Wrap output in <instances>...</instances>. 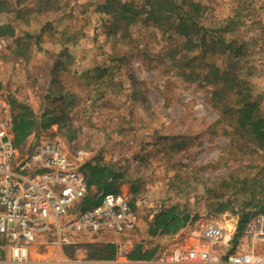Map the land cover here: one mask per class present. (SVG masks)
Wrapping results in <instances>:
<instances>
[{
    "label": "rangeland",
    "instance_id": "374dc122",
    "mask_svg": "<svg viewBox=\"0 0 264 264\" xmlns=\"http://www.w3.org/2000/svg\"><path fill=\"white\" fill-rule=\"evenodd\" d=\"M0 1L9 8L0 12V22L12 23L22 37L0 38V94L37 114L60 105L53 101L59 95L70 96L66 120L28 143L58 136L74 159H81V150L88 153L84 163L100 155L124 170L126 180L115 194L131 204L138 224L120 241L131 248L140 241L166 242L150 237L148 221L174 203L187 202L206 221L224 222L225 213L237 216L217 212L210 204L212 192L202 183L214 185L217 176L239 165L264 166V149L250 142L245 147L253 153L229 148L225 121L210 100L214 86L201 77L211 63L231 66L253 94H263L264 112V0H198L204 26L220 31L228 18L235 19L227 38L236 47L244 44V51L236 54L233 46L226 58L223 46L209 41L206 54L188 65L198 55L193 43L144 21L115 31L109 17L96 9L104 0ZM29 32L38 40L25 37ZM101 71L104 76L96 79ZM175 140L184 141L180 150L173 146ZM187 170L198 179L195 188L186 194L177 193L176 185L168 188Z\"/></svg>",
    "mask_w": 264,
    "mask_h": 264
},
{
    "label": "built area",
    "instance_id": "2783aa9c",
    "mask_svg": "<svg viewBox=\"0 0 264 264\" xmlns=\"http://www.w3.org/2000/svg\"><path fill=\"white\" fill-rule=\"evenodd\" d=\"M13 136L12 106L0 94V264H264L262 214L245 226L251 244L246 252L233 246L238 216L225 213L224 222L190 218L163 235L166 242L157 244L152 258H129L132 244L120 240L113 258L89 257L82 239L134 230V208L106 193L98 204L78 210L88 192L81 170L88 153L80 150L81 159H74L58 136L22 151Z\"/></svg>",
    "mask_w": 264,
    "mask_h": 264
},
{
    "label": "trees",
    "instance_id": "16d2710c",
    "mask_svg": "<svg viewBox=\"0 0 264 264\" xmlns=\"http://www.w3.org/2000/svg\"><path fill=\"white\" fill-rule=\"evenodd\" d=\"M17 2L19 3L20 0ZM201 7L202 4L198 0H141L140 3L135 0H104L96 5V9L101 14L109 17L110 26L113 25L115 31H122L138 21H144L164 32L182 36L185 44L193 43L198 48V55L189 58L185 62L186 65L195 57H203L206 54L209 41L215 45H222L221 52L226 58L231 54L233 46L236 48V54L239 51L243 52L244 44L236 47L233 39L227 38L229 28L237 23L235 19L228 18L226 26L222 25L220 31H216L215 28L204 26L199 20L203 15ZM2 11H9L4 1H0V12ZM15 36V27L12 23L0 22L1 38ZM25 37L28 39L34 37L38 40L39 36L26 33ZM21 38L16 36L15 40L20 41ZM230 68L232 67H221L211 63L205 73H202L201 78L214 86L210 100L212 105L221 112V117L225 121L224 135L229 137V148L237 147L244 152L253 153L252 149L245 147L247 142L258 149H264V112H260L263 94H253L251 86L242 74L237 71L232 72ZM191 69L194 70L192 67ZM102 75L103 71L94 77L98 79ZM211 76L213 78H210ZM57 98L53 101H60V105L46 107L39 114L27 105L18 108L16 102L8 100L13 110V141L20 150L32 149L39 141L37 143L34 141L36 144L32 141L30 144L29 139L34 136L38 138L52 125L66 120L64 113L70 96L63 93ZM232 114V118L228 117ZM183 144L184 141L175 140L173 146L177 151ZM252 163L239 165L217 176L214 185L208 186L205 182L202 183L208 188L206 190L212 192L213 199L210 204L217 212L231 211L237 214L236 237H240L245 225L253 216L264 215V166ZM81 170L87 180L88 192L77 205L78 210H85L98 204L106 193L120 192L121 183L126 180L124 170L115 163L103 160L100 155L83 163ZM182 175L177 174V178L168 183V188L176 185L177 193L186 194L195 188L198 179L190 170ZM193 212L187 202L165 206L148 221L147 232L150 236L173 234L185 226L190 218H198L197 213L194 212L195 215H193ZM84 246L91 258L115 256L116 245L113 243L88 242ZM157 251V244L145 245L144 241H140L129 250L128 257L131 259L152 258ZM67 253L71 254V251Z\"/></svg>",
    "mask_w": 264,
    "mask_h": 264
},
{
    "label": "crops",
    "instance_id": "0c3cea01",
    "mask_svg": "<svg viewBox=\"0 0 264 264\" xmlns=\"http://www.w3.org/2000/svg\"><path fill=\"white\" fill-rule=\"evenodd\" d=\"M30 33V32H29ZM30 34H32V33H30ZM1 38V37H0ZM3 38V37H2ZM54 127H56V126H54ZM122 234L121 233H116V232H111V231H107V232H105L104 234H102V235H99V236H97V237H95V238H84V239H82L83 241H85V242H99V243H113L114 245L115 244H117V242L121 239L120 238V236H121ZM124 235V234H123ZM153 240H162V239H164V238H166V237H168V236H163V235H158V236H150ZM157 240V241H158ZM84 242V243H85ZM234 242H236V243H234V250L235 251H239V252H246L247 251V249H248V237L247 236H243V237H239V241H237L236 239H235V241ZM249 242H250V240H249ZM136 243H138V242H136ZM135 243V244H136ZM157 244L159 243V242H156ZM244 243H246V245H244ZM154 245V244H153ZM247 248V249H246ZM243 249H246V250H243ZM68 251H71V255H72V253H73V251H72V249H67ZM66 250V253L68 252Z\"/></svg>",
    "mask_w": 264,
    "mask_h": 264
}]
</instances>
